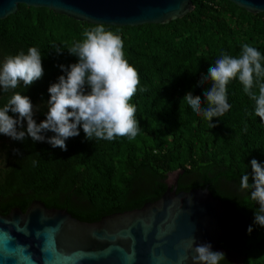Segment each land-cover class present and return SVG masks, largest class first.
<instances>
[{
    "label": "trees",
    "instance_id": "trees-1",
    "mask_svg": "<svg viewBox=\"0 0 264 264\" xmlns=\"http://www.w3.org/2000/svg\"><path fill=\"white\" fill-rule=\"evenodd\" d=\"M192 2L190 14L167 25H103L120 36L124 58L139 75L137 92L129 101L136 108L135 138L89 141L81 127L80 135L69 138L63 151L27 136L16 141L0 134L1 215L15 208L25 212L38 201L94 223L157 201L166 191L169 175L182 171L177 192L207 189L227 209L220 246L241 264H264V227L255 223L260 206L250 198L252 189L241 191L239 184L244 174L253 182V159L264 166V121L255 115V101L238 77L227 85L229 110L212 122L183 101L188 93L204 101L212 81L200 86L201 79L221 54L238 58L245 44L261 53L264 68V13L249 14L227 0ZM96 26L25 5L0 20V67L8 57L26 55L36 47L44 70L42 78L27 88L23 82L15 89L0 88V108L20 93L30 98L37 124L45 120L48 88L66 75L59 66L79 60L68 48ZM57 48L62 50L59 54ZM253 79L252 92L258 95L264 77L257 80L254 74ZM26 128L25 121L18 130ZM220 264L236 263L225 254Z\"/></svg>",
    "mask_w": 264,
    "mask_h": 264
},
{
    "label": "water",
    "instance_id": "water-1",
    "mask_svg": "<svg viewBox=\"0 0 264 264\" xmlns=\"http://www.w3.org/2000/svg\"><path fill=\"white\" fill-rule=\"evenodd\" d=\"M227 1L249 14L264 13V0ZM19 5L111 27L167 25L194 10L192 0H0V20L14 15ZM182 173L169 175L157 201L94 223L38 201L25 212L15 208L0 214V264H193L195 253L188 250L193 236L196 245L211 244L213 251L241 264L220 246L227 209L207 189L177 192Z\"/></svg>",
    "mask_w": 264,
    "mask_h": 264
},
{
    "label": "clouds",
    "instance_id": "clouds-1",
    "mask_svg": "<svg viewBox=\"0 0 264 264\" xmlns=\"http://www.w3.org/2000/svg\"><path fill=\"white\" fill-rule=\"evenodd\" d=\"M85 39L74 43L68 52L79 58L78 63L60 65L66 75L58 78V83L50 85V99L46 119L37 124L34 119V106L28 96L15 93L8 103L0 108V134L16 141L30 137L34 142H47L52 148L67 151L66 141L78 137L83 128L85 138L112 140L119 136L135 138L138 122L136 108L129 103L136 94L140 79L137 70L124 58L123 41L120 36L106 31L103 25L83 33ZM59 54L62 50L57 48ZM42 55L36 47L10 56L0 67V88L4 91L15 89L20 82L27 88L42 78ZM254 74L257 80L264 77L261 53L250 45H243L239 57L227 54L215 61L208 75L200 81L203 86L207 80L212 84L204 91V101L192 93L186 94L183 101L209 122L214 117L225 114L230 105L227 102V85L238 77L244 92L255 101V115L264 121V83H260L259 94L252 92ZM90 89V91H87ZM143 90V89H142ZM202 104L206 107L202 109ZM9 112L18 116L13 118ZM27 122L26 130L23 129ZM216 125L213 124V127ZM54 133L46 137L42 133ZM252 183L248 174L240 181V190L251 188L250 198L259 204L255 213V223L264 227V166L256 159L251 161ZM249 233L252 228L249 227ZM188 250L194 251L193 264H220L225 254L212 250L211 244L196 245L194 236L190 239ZM181 261L188 259L181 256Z\"/></svg>",
    "mask_w": 264,
    "mask_h": 264
}]
</instances>
